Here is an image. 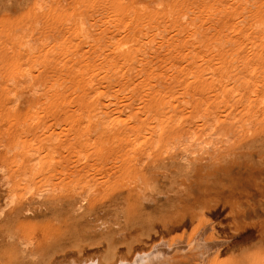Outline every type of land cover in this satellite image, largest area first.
<instances>
[{
  "label": "rangeland",
  "instance_id": "obj_1",
  "mask_svg": "<svg viewBox=\"0 0 264 264\" xmlns=\"http://www.w3.org/2000/svg\"><path fill=\"white\" fill-rule=\"evenodd\" d=\"M37 1L0 0V204L23 198L0 264L108 259L201 223L228 238L220 263L264 262V0Z\"/></svg>",
  "mask_w": 264,
  "mask_h": 264
},
{
  "label": "bare ground",
  "instance_id": "obj_2",
  "mask_svg": "<svg viewBox=\"0 0 264 264\" xmlns=\"http://www.w3.org/2000/svg\"><path fill=\"white\" fill-rule=\"evenodd\" d=\"M42 0L36 4L37 7L36 9H41L44 5V3H42ZM35 7L32 8L35 9ZM35 9V10H36ZM43 9V8H42ZM34 10V11H35ZM80 12V11H79ZM79 12H76L74 13L75 14V21L73 23V20H74V17H73V20L71 18V24L72 27L71 29L73 31H71V33L74 35V37L80 39V44H84L85 40H82V38H85L86 37V33H85V25L81 18H80V15H79ZM169 13V12H168ZM35 15V14H33ZM83 15V14H81ZM170 16V15H169ZM172 16V15H171ZM185 17V16H184ZM70 25V26H71ZM190 26V24H188ZM70 28V27H69ZM15 37H16V34H15ZM193 37V36H192ZM87 39V38H86ZM25 40V39H24ZM27 40V39H26ZM25 40V41H26ZM88 40V39H87ZM134 41V40H133ZM27 44L28 43H32V42H28L26 41ZM145 42V41H144ZM21 46L24 44L26 45V43L24 42H21ZM23 45V46H24ZM125 44H123L124 46ZM18 46V45H17ZM16 46V47H17ZM20 46V45H19ZM18 46V47H19ZM20 46V47H21ZM22 46V47H23ZM29 46V45H28ZM26 47V46H25ZM30 47V46H29ZM28 47V48H29ZM32 47V45H31ZM28 48L26 49V51H30L31 49L28 50ZM34 48V47H32ZM19 49V48H18ZM23 49V48H22ZM115 49V48H114ZM21 51V49H20ZM18 51L19 53H21L22 51H25V49H23L21 52ZM25 51V52H26ZM32 51V50H31ZM16 54H17V51H16ZM136 54V53H135ZM128 55V54H127ZM129 56V55H128ZM127 56V58H128ZM126 57V53L124 54V52L122 53H109L107 54L106 56V59L107 58H110L112 60H114L113 62H116V63H119L120 60L123 59L124 61V58ZM208 84L210 85L211 83H203V88L204 90L206 91L207 89H210V87H208ZM203 90V89H202ZM204 91V92H205ZM102 94V93H101ZM104 94V93H103ZM218 97V96H217ZM99 98V96H98ZM94 102L95 99H94ZM97 103V102H96ZM118 104L120 102H117ZM104 104V103H103ZM107 104V103H106ZM105 105V104H104ZM118 110V109H117ZM101 111V110H100ZM103 111H104V108H103ZM102 111V112H103ZM112 111V110H111ZM107 112V111H106ZM155 129H153L150 134H154ZM259 133V132H258ZM243 143V142H242ZM244 145V144H243ZM248 146V145H247ZM246 146V147H247ZM241 147V146H240ZM244 147V146H243ZM244 147V148H246ZM250 147V146H248ZM239 149V148H238ZM247 149V148H246ZM30 151H32V155L33 156L31 159V161L33 160H37V150L34 149V150H31L29 149ZM258 151V150H257ZM236 152V151H235ZM243 152V151H242ZM249 152V151H248ZM39 153V152H38ZM238 153V151H237ZM256 154V152H253V154ZM236 154V153H235ZM243 156V155H241ZM238 157V156H237ZM246 161V160H245ZM36 163V162H35ZM244 163V162H243ZM242 164V163H241ZM248 164V163H247ZM37 165V163L35 164V166ZM240 165V163H239ZM243 165H246V164H243ZM255 165V164H254ZM236 167V166H235ZM240 167V166H239ZM252 167V165H251ZM261 167V166H260ZM244 168V167H243ZM135 169V168H134ZM252 169V168H251ZM262 169V168H261ZM249 170V169H248ZM242 171V170H241ZM244 172V171H243ZM248 172V171H247ZM258 172V171H257ZM251 173V172H250ZM17 174V173H16ZM33 173L30 174V176L32 175ZM11 175V174H10ZM29 173L24 171L23 173V181L25 179L26 176H28ZM19 177V176H18ZM29 177V176H28ZM27 178V177H26ZM246 179V178H245ZM249 179V178H248ZM27 180H30L29 178ZM244 180V179H243ZM250 180V179H249ZM254 180V179H253ZM124 181V179H123ZM130 181V180H129ZM252 181V180H251ZM236 182V181H235ZM241 183V182H240ZM256 183V182H254ZM237 184V183H236ZM249 184V183H248ZM258 184V183H257ZM255 184V185H257ZM27 185V183L25 184V186ZM31 184L27 185L26 186V190L25 192L23 193V196H26L28 195V193H30V191L32 190V187L30 186ZM131 185V184H130ZM235 185V183L233 184ZM253 185V184H252ZM259 185V184H258ZM261 185V184H260ZM16 186V185H15ZM239 186V185H238ZM20 187V186H18ZM128 187H129V184H128ZM205 187V186H204ZM232 187V186H231ZM234 187V186H233ZM262 187V186H261ZM243 188V187H242ZM257 188V187H256ZM259 188V187H258ZM135 189V188H134ZM24 190V189H23ZM130 190V188H129ZM132 190V189H131ZM243 190V189H242ZM34 191V189L32 190ZM206 191V190H205ZM232 191V190H231ZM230 191V192H231ZM260 191V190H259ZM18 190H17V187L11 188V192H9L8 194L4 195L3 196V199H2V204H0V218H2L3 214L5 213L6 209L8 207H11L12 205H14L19 199H23V198H20V196L18 195ZM190 192V191H189ZM236 193V192H235ZM248 192L246 191V194ZM206 194V193H205ZM208 194V193H207ZM232 194V193H231ZM234 194V193H233ZM232 194V195H233ZM238 194V193H237ZM252 194V193H251ZM231 195V196H232ZM227 196V195H226ZM258 196V195H257ZM264 196V195H263ZM262 196V197H263ZM22 197V195H21ZM234 197V196H233ZM240 197V196H238ZM247 197V196H246ZM261 197V198H262ZM197 199V198H196ZM231 199V198H230ZM140 200V199H139ZM199 200V199H197ZM142 201V200H141ZM227 201V200H226ZM238 201V200H237ZM236 201V202H237ZM257 201V200H256ZM262 201V200H260ZM233 202V201H232ZM242 202V201H241ZM249 202V201H248ZM140 203V201H139ZM238 203V202H237ZM260 203V202H259ZM261 203H264L263 201ZM240 204V203H239ZM251 204V203H250ZM249 204V205H250ZM142 205V204H141ZM243 205V204H242ZM253 205V204H251ZM258 205V204H257ZM262 205V204H261ZM229 206H230V202H229ZM234 206V205H233ZM235 207V206H234ZM251 207V208H250ZM249 208L251 209L252 211V206H250ZM256 207V206H255ZM264 207V206H263ZM232 208V207H231ZM240 209V208H239ZM263 209V208H262ZM234 210V209H232ZM237 210V209H235ZM261 210V208H260ZM244 211V210H243ZM184 212V211H183ZM233 212V211H232ZM237 212L240 213V210H238ZM245 213L247 212V210L244 211ZM237 213L236 216H239ZM249 213V212H248ZM252 213L254 214V212L252 211ZM264 213V211H263ZM235 214V213H234ZM242 214V213H240ZM249 215V214H248ZM234 216V215H232ZM238 218V217H237ZM235 219V217H234ZM151 220V219H150ZM240 220V219H239ZM260 220V219H259ZM130 221V220H129ZM135 221V220H134ZM262 221V220H261ZM260 221V222H261ZM143 222V221H142ZM231 222V221H230ZM260 222H259V225H260ZM132 223V222H129V224ZM153 223V222H152ZM178 223V222H177ZM241 223V222H239ZM245 223V222H244ZM264 223V222H263ZM134 224V223H133ZM247 224V223H246ZM255 224V223H253ZM203 223L201 224H198V226L194 227L192 229V231L187 234H181V235H177V236H173V237H169L170 239H167V238H161L157 241H155L153 244H151V246H147V247H138L136 249L133 248V250L131 249L130 251H128L129 253H119V255H115L113 256L112 254V249L110 251V253H112L111 255L108 254L109 252L107 251L106 254H108L107 257H110L108 259H105V258H97L96 257H88V258H85V259H82V258H79V259H71L69 262H67V264H225L224 262L220 263L218 260L220 259V255L224 254L225 251H227L226 249L230 248V246H228V238L227 240L222 239V235L219 236L221 238H219L218 236H215L214 233H211L210 231H208L207 227H204L202 226ZM234 225H235V222H234ZM241 225V224H240ZM264 226V224H262ZM243 226V225H241ZM240 227V226H239ZM135 229V228H134ZM239 229V228H238ZM134 232V231H133ZM240 232V231H239ZM113 233V232H112ZM110 233V234H112ZM238 234V233H237ZM2 235V234H1ZM122 235V234H121ZM239 235V234H238ZM237 235V236H238ZM226 236V235H225ZM230 237V236H229ZM6 236H4V238L2 239V241L4 242L3 245L9 247L6 243V241L9 240L8 239H5ZM110 238L112 239L113 237L110 236ZM129 238V237H128ZM152 238V237H151ZM154 238V237H153ZM233 238V236H232ZM235 238V237H234ZM127 239V238H126ZM140 239V238H139ZM142 240V239H141ZM151 240V239H150ZM149 240V241H150ZM231 240V239H230ZM109 241V239H108ZM148 241V240H147ZM148 241V242H149ZM111 242V241H110ZM112 243V242H111ZM230 243V242H229ZM232 243V241H231ZM142 245H144L143 243H141ZM116 246V245H115ZM129 246V244H127V247ZM113 247V246H112ZM130 247V246H129ZM115 249V247H113ZM27 251V250H25ZM1 252V251H0ZM121 252V251H120ZM26 253V252H25ZM118 253V252H117ZM102 254V253H101ZM79 255V254H78ZM77 256V255H76ZM94 256V255H93ZM105 256V255H104ZM112 256V257H111ZM0 257H1V253H0ZM32 257H34V254L32 255ZM73 257V256H72ZM106 257V258H107ZM67 258V257H66ZM69 258V257H68ZM21 257L19 259V261H21ZM88 259V260H86ZM24 260V259H23ZM63 261V259H62ZM32 262V261H31ZM7 263V262H6ZM11 263V262H10ZM19 263V262H18ZM62 263V262H61ZM21 264V263H19ZM55 264V263H54ZM239 264H264V262L260 259V257L256 254H250V255H244V257H242L240 259V263Z\"/></svg>",
  "mask_w": 264,
  "mask_h": 264
}]
</instances>
